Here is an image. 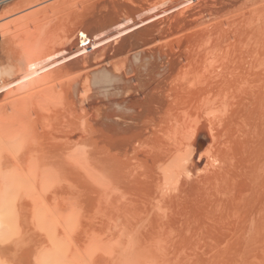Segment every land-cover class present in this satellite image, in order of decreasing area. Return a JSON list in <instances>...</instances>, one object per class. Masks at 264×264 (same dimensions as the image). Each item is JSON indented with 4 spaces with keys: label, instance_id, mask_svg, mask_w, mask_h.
Returning <instances> with one entry per match:
<instances>
[{
    "label": "bare ground",
    "instance_id": "1",
    "mask_svg": "<svg viewBox=\"0 0 264 264\" xmlns=\"http://www.w3.org/2000/svg\"><path fill=\"white\" fill-rule=\"evenodd\" d=\"M14 1L16 0H3L2 2L0 1V8L3 9V6L8 8L9 5ZM144 1L145 0H141L140 3ZM183 1L184 0H182L181 2ZM215 1L216 0H214V2ZM220 1L221 0H219V2ZM236 1L237 0H233L234 3L232 4L231 2L232 5L230 4V6H234V4L237 3ZM20 2L21 1H19V3ZM34 2L32 0L30 4ZM148 2L153 1L151 0ZM170 2H173V0H171ZM216 2H218V0ZM115 3H117V1ZM256 3L258 2L256 1ZM156 4L158 5V3ZM180 4H178L179 7ZM203 4L204 2L197 5L202 8L203 6L201 7V5ZM6 5H8V7ZM27 5H29V3H27ZM193 5L194 2L191 6ZM216 5L214 6L213 4L212 6L216 8ZM241 6L243 8L245 4H241ZM237 7H240V5ZM247 8L249 7L247 6ZM118 9H120V7ZM118 9L115 8V10ZM262 9L264 10V8ZM3 10H5V8ZM3 10L2 12L5 17L6 15ZM184 10L185 8L183 9V11ZM190 10H188V12ZM256 10L259 11V9ZM192 11H194V9ZM239 12L241 13V11ZM235 13H237V11ZM157 16L158 14L155 15L156 18ZM0 17L2 18L3 15H0ZM227 17L228 16H225L224 18L226 19ZM33 18H35V16ZM13 19L15 18L13 17ZM2 20L4 19H1V21ZM17 20L16 23L18 24L19 21L17 22ZM236 21H234L235 24H237ZM2 22H0L2 28H7L8 21L5 25ZM253 22L255 23L256 21L252 20V23ZM234 23L232 24L231 22L232 25H234ZM17 24H15V26ZM25 24H22L25 28L23 29L24 31H27L26 29L28 28L26 27L28 26V23L26 24L27 26ZM134 24H136V22H134ZM148 24L151 26L150 23ZM261 24L263 25V23ZM122 26L124 27V25ZM205 27L204 29L206 30ZM239 27L241 28V26ZM2 28L0 27L1 35H3ZM15 28H17V26ZM31 28H33V26ZM36 28L34 31L36 32L38 30L37 33L39 35L35 34L34 37V32L32 31L31 32L33 34L30 32V35L32 36V38H37L38 36L39 39L41 36L39 33V29L36 30ZM160 28L158 29L160 30ZM223 29L221 27V30ZM228 29L231 31L230 27ZM4 30L6 31V29ZM261 30H263V28ZM163 31L164 30H162V32ZM211 31H213V29H211ZM146 32L149 31L146 30ZM7 33L8 32L6 31V34ZM194 33L196 36L192 34L195 37H192L193 39L190 37V35H187L191 38V40H189L190 38H188V42H191V47L188 46L190 50L187 49V51L191 52V55L187 58V64L185 66L183 65L184 70L180 69V73H177L180 79L189 78V81H187L186 84L182 86L180 85L182 83L181 82L179 84L180 87L178 85V88L176 87V89L172 88V90H176V93L168 95L167 97H164V93L161 89L158 90L153 88L150 83L155 81V79H157L158 76L163 73L162 71H165L167 69L168 62H163V65H161V67L159 68L157 67L156 71L154 70L155 72H153L152 75L149 72V69L145 70L144 66L141 67V69H143L144 67L143 73H141V71L137 73V70L135 69L136 73L133 74V72L129 71L128 62H131L130 57L124 60L122 66L123 71H119L122 69L116 68L115 64H112L113 67L110 68L106 66L105 70V64L101 65L102 62L97 63L95 67L93 63L98 57L97 53L101 51L99 50L98 52L97 49H99V47L101 46L97 47V53L94 52L93 46H95L97 40L92 39V37L86 38L80 43H78V41L76 43V40L73 43L69 41L71 44L67 42L68 39L66 38L67 40H59L60 43H58V46H44V44H46V41L45 43L42 42V38L44 36L43 35L40 38V41L43 44L42 47L39 44L40 42L37 41L38 39H33L34 42L37 41L36 43H33L31 39V41H28V39L26 40V37H24L25 35H22V37H24L26 41H23L24 38H21L23 42H17L18 39L16 42L14 41L15 43L6 38L5 40H1L0 97H2L1 100H3L4 102L0 105L1 243L12 240V243L9 242L8 246L12 247L13 243L14 245H19L16 244L17 242L15 240H19L23 235V239L24 237L26 238V240L27 238H29V240L27 241L30 247L26 246V240V245L22 247H25L26 250L28 247L29 250H31L30 248L34 250L31 246L33 245V241L35 243L36 240L33 239H37V234L41 232L40 235H43L45 240H43V236H39L37 241L42 239L45 242L41 240L42 243L38 241V244L40 247H42V244L44 243H46L47 245L49 244V253L48 250L45 249L47 247L44 246L42 249L44 253H42V250V252L39 251L37 257L35 255L36 260L35 263L33 262V264H70L71 262L75 264L74 261H76V258L73 259V257L71 256L72 254H69L74 260H70L71 262L69 263V256H67V254L70 253L68 251L72 250L71 248H73L76 253L78 252L76 250L77 246L73 245L76 244L73 243V240L75 241V239L72 238L73 240L71 241L70 238L67 237H69L71 233L80 231L79 229L83 230V234L81 235H84V237L85 235L89 236V238L87 236V239H85L88 240L89 243H91L90 245H92V243L97 240L96 245H92V249H90V251H95L94 247L98 246L99 244L97 238H101L104 235L102 232L106 234H108L109 232L110 235L104 236L103 240H101L102 238L100 239L101 245L112 243L116 246L113 247V249L117 248L118 246L120 248L123 247V249L127 247L129 249L133 248V251H139L140 254H137V252L135 253L131 250V256H128L127 252V255H123L119 259L116 257V264H144L148 260V262L153 260V257L152 259L148 257V255L152 253V250H163L164 252L167 248L174 249V252L178 249L180 251H177L180 253H182L181 251H183L181 249H190V251L192 249H206L207 251L212 252V255L210 258H206V260H203H205L204 262L213 264H215L214 262H222L227 256H230L234 253L238 255L243 252L253 253L255 257L257 255L256 252L258 251L264 253V35L263 37L261 36L262 39L259 38V40L257 39L259 36H256V38L254 37V39L250 38V40L246 38L248 42L250 41L248 44H251V48L248 44L246 45L247 41L245 40V38L241 37L242 35L239 36V38L241 37L240 39L245 40L246 43H244L243 41L242 42L246 46H248V48L244 46L246 50L243 49V51L248 52L245 53L241 50L240 46L244 44L239 43V41L241 42V40L239 39L237 41L238 43H235V47L241 44L239 48L242 51V55L239 54V52L241 51H238L239 48H235L234 44V51H232L233 49L231 51L234 53L235 49H237L238 55L236 54L237 52H235L234 54L236 55H234L233 53H230L229 55L228 53L229 56H227V53H225L228 51L227 47L224 51L222 50V48L224 49L225 47L221 46V44H217L218 46H220V48L218 46L212 45L214 44V42L216 43L217 40L212 41L208 39H202L205 33L203 32L204 34H202L201 31L198 33L197 31H195ZM197 34H200V37L203 35L201 39H199L200 37H198ZM253 34L254 36L257 35L255 34V32ZM157 35L159 34L157 33ZM232 35H234V33ZM197 37L198 40L196 39ZM180 39L181 38H179V40ZM233 39L231 38V40ZM177 40L175 39L176 42ZM228 40L226 42L230 43V39ZM234 40H236V38ZM251 40H254V46H252L253 44L251 43ZM57 42L55 44H57ZM12 43L14 45H12ZM227 43L225 44V46H227ZM177 44L178 43H176V46H178ZM215 47L219 48V50ZM199 49L201 51H199ZM215 49L217 50V53L218 51L220 52V50L224 51L223 53H221L223 55L219 53L217 54L215 52ZM155 51V54L153 53L152 55H156L161 50L157 51V49H155ZM214 52L217 54V56H213L215 55ZM91 53H93L94 55H91ZM243 53L245 54L243 55ZM159 54L162 53L159 52ZM171 54L172 53L167 55L169 56ZM164 55L166 56V54H163L161 56L164 57ZM137 56L139 57V55ZM148 56L150 57V55ZM156 57L158 58V55H156ZM131 58H133V61L137 59V57H135V54ZM157 58L156 61H159L160 57L158 58V60ZM130 65L132 66V64ZM176 68L174 67L172 69L176 70ZM76 72H79L78 76ZM75 74L76 76H72L74 77V79L69 78L71 77V75ZM125 76L129 77L125 78ZM175 77H177V75H175ZM68 78L69 80H66ZM61 79L65 81L63 82V80ZM159 83L160 82H158L157 84L159 85ZM194 83L195 85L197 83L200 85L204 84V86L201 87L200 85H198L200 86V88H197L198 86L193 87ZM151 91H153V93H150ZM169 91L167 89L166 92H172ZM136 93L139 94V97H135ZM94 96L96 97L95 100H97L98 103L97 105H95V111H93V113L90 115L88 114L90 111H87L88 113H86V109L90 108ZM189 102L195 104L196 107H191L194 105L189 106L191 104ZM139 104L141 105V107L136 106ZM183 104H187L189 107H191V109L196 108L198 112L202 111L203 108H205V110L211 109L213 111H211V117L207 119V122L205 121L207 117H203V119L205 118L204 122L208 124L209 121V126H207L208 129L206 128L208 130L207 135L205 133L206 124H204L203 121H200V116L194 118L195 116L192 115L193 111H191V114L190 112H188L191 109L188 111L186 110L184 113L180 111L183 109H179V107H183ZM93 109L91 107V110ZM184 109L186 108L184 107ZM134 112L138 114H135ZM182 118H185L187 121L189 120V123L193 120V125L189 126L188 123L185 122L180 123L179 120ZM208 138L209 141L207 142ZM200 148L201 150L198 151ZM170 159H179L180 161V172H176L175 179L173 181H170L171 178L168 177V173L165 169ZM201 162H205V167L203 168V170L198 169ZM85 169L89 170L90 172H92V170L94 169L96 171V174L94 172L92 173H94L96 176L94 175L93 179L97 178L98 184L100 183L99 188L97 187V190L100 189L99 196L97 195L99 197L97 200L98 202L96 203L97 214L95 215L91 213L93 217L96 216L95 220L93 218L94 222L90 219L91 217L85 218L86 216H80L82 214V209L80 210L79 208L81 199L77 197L78 199H80L78 200L75 197L77 192L75 194L72 192L74 195L72 194L71 196L75 202L76 200L79 201L76 205L79 209L74 206L75 203L71 198H65L66 200L68 199V201H66L65 199L62 201L61 198H59V196L61 197L63 196V193H65V191H63L64 189L62 190L63 193H60L62 195H59V191H57L56 193V190H52L51 188V186H57L58 184H60V182L64 184L65 179L69 184H72L67 179L73 178V175L77 176L75 177L76 179L80 177L77 179V181L82 180L81 174V176L79 175V173L77 175L74 171L73 174L72 172H70L71 176L70 174H68L67 176V172L72 170L84 171ZM195 172L198 173L195 174ZM84 173L90 179L91 174L88 176L89 173L86 174V171H84ZM182 175L186 178H182ZM195 175H197V177H195ZM75 178H73V180H76ZM77 181L76 185L79 184L81 187H86V190L84 191L87 192L91 190L90 192H92L93 187L91 182V189H88L89 185H86L85 182L82 183H85L86 186L81 182L77 183ZM82 181H86V179ZM92 181H94L93 183H95L93 186H97L96 179ZM73 183L75 184V182ZM171 183L174 184V188L171 190L168 189L167 193L164 192V190L167 189L166 187L171 186ZM60 185L56 189H58ZM49 186L51 188V191H49ZM64 187L65 186H63V188ZM70 187H73V185H71ZM44 188H46V191H49V193L46 192V199L50 197V195L48 194L54 191L55 194H58L57 197L61 201L60 204H62L63 202L64 207H56L55 210H52L53 207L52 209H49L50 206L48 208V205L44 203L45 197L43 200L41 199L43 197L39 195L42 194V192H40V189L41 191L43 189L44 192ZM61 189L62 187L59 190L61 191ZM80 191L78 192V196H80ZM93 192L97 193L96 189ZM114 192H116L115 194L119 193V195H115L114 197ZM44 193L43 195H45ZM54 193L51 194V202L49 203L48 201L49 204L53 203V206L54 204H58V202L56 203L54 202L55 200H53ZM90 194L92 195V193ZM64 196L66 197L67 194ZM73 196L76 198V200L75 198H73ZM69 199L73 201V203L70 205L74 206V209L71 208L72 206L70 207L68 202L70 201L71 203L72 201ZM90 201H86L88 205ZM42 202L46 205H44L45 207L43 205L41 206ZM64 202L68 203L69 207L66 206L67 204L64 205ZM21 203H28L32 205V207H29L30 209L27 208V211L26 208L23 207L24 205L22 207L20 206ZM82 204H84L83 201ZM90 204L94 205L93 208H95V204ZM63 208L65 212H63ZM22 209H24L23 211H25L26 216L24 215L25 213L22 211ZM58 209H61L64 214H67L62 216L63 213L59 212ZM29 210L33 212L32 215L30 214L31 212ZM74 210L75 212H77L76 214L80 215H75ZM21 212L23 213L22 215ZM58 212L60 213V215L55 216L54 214H59ZM91 212L94 211L91 210ZM94 213H96V211ZM28 214L31 216H35L34 218H36L35 222H31L35 223V225L32 224V226H36V222H38L40 228L38 225L36 226V228L34 227V229L30 228L31 226H29L27 222L34 219H32L31 217V219L27 220V217H29L27 216ZM25 217L27 221L23 220L25 219ZM88 219H90L89 221H91V223H88ZM23 223H26V225H28L29 227H24L25 225H22V227L21 224ZM44 223L46 224L44 225ZM21 228H23V231H21ZM28 230H30L31 234H28ZM32 230H37L34 233L36 238H34ZM92 231L100 232L99 234L101 235L95 239L94 235H92ZM27 234L30 237H28ZM78 234L80 233L78 232L77 235ZM96 234L95 237L97 236ZM24 235H26L27 237ZM15 237L16 239H14ZM32 237L33 239L31 240ZM22 238L21 240L23 244L24 242ZM62 238L64 239V242L68 239L67 242H69V244L67 242H65V244L60 243V240ZM82 239L84 238L82 237ZM21 240L18 241L20 245H22L20 242ZM124 242H127L126 245H123ZM3 243L1 244L2 246ZM6 244L7 243H5L4 245L7 246ZM70 244L73 245V247H71ZM35 245L34 248L38 250L37 248H39V246ZM62 245L64 246L62 247ZM74 246L76 247L74 248ZM14 247H12V251L10 249L9 252L7 251L6 247L5 251H7L9 254H12L13 250L16 249L17 251L18 249L17 246V248L15 249ZM22 247L20 251L18 249L19 252H22ZM63 248H66L68 250L67 254L64 253V251L66 250ZM89 248L91 247L89 246ZM97 248L100 249L99 247ZM147 249L148 252L145 251ZM2 250L4 251L3 247ZM100 250L103 249L101 248ZM140 250L144 252L141 253ZM80 251L78 252V254H76L78 256L77 258H79V260H77L78 262L84 254L83 252V254H80ZM84 251L88 252V248ZM113 251L116 250H112L110 252ZM104 252L101 253L104 254ZM0 253L2 252L0 251ZM63 253L64 255H62ZM98 253L97 255L100 254ZM2 254L4 255V253ZM30 254L31 251L30 253H28V255ZM33 254L35 253H32L30 255V259H32ZM95 254L96 253H94L93 255L96 256ZM116 254L111 255V257ZM193 254H195V252L192 253L191 257L194 256ZM6 255L8 256V259L10 258L8 262L10 264L12 263L13 260L11 261V258L14 259L12 257L13 254L11 255V257H9V255L5 252V257H2L0 255V264H4L5 262L7 263ZM26 255L23 257L25 258ZM80 255L81 258L79 257ZM87 255L89 258L91 257V260L94 259L92 252L91 254L90 252H88V254H84L85 257L83 256L84 258H82L81 260H86L85 258ZM14 256H17L16 263L21 264L22 261L18 258L19 256L16 254ZM117 256L119 257V255ZM178 256L177 259L180 258ZM100 257H102V261L105 260L104 256L100 255ZM156 257H158V255ZM200 257L198 258L200 259ZM236 257L237 256L235 255V258ZM112 259L113 258H111L110 260L112 261ZM227 259H230V257H228ZM231 259H233V257ZM66 260L68 261V263ZM98 260L99 259H97V261ZM89 261L90 259L88 260V262ZM173 261L174 259L172 260V262ZM25 262H27V259ZM159 262L160 259L157 263L159 264ZM227 262L229 263V260ZM84 263L85 262L83 261V264ZM108 263L106 261V264ZM153 263L156 262L154 261ZM184 263H186V260Z\"/></svg>",
    "mask_w": 264,
    "mask_h": 264
},
{
    "label": "rangeland",
    "instance_id": "2",
    "mask_svg": "<svg viewBox=\"0 0 264 264\" xmlns=\"http://www.w3.org/2000/svg\"><path fill=\"white\" fill-rule=\"evenodd\" d=\"M1 2L3 1V0H0ZM19 1H21L20 3H19ZM30 1V2H29ZM31 1L32 0H23V2H22V0H16V1H14L13 3H15V4H13V3H11L10 5H9V7H8V5H6L8 8H6L5 6H3V9L5 8V10H3V9H1L0 8V15L2 16L3 15V17H4V14H3V12H2V10L4 11V13H5V17L3 18H1L0 17V22H2V21H5V22H2V23H4V25L6 24V22H7V28L6 27H4V29H6V31L8 32L7 34H6V31L2 28V26L0 25V27L3 29V31H5V32H3L2 31V33H3V35H1L0 36V42H1V40H5V38L6 39H10V41L11 42H13V43H15L16 41H17V39H18V41L17 42H19V41H22V39L21 38H24V37H26V40L28 39V41L31 39L32 40V42L33 43H36L37 41L38 42H40L39 44H40V46L42 47L43 46V44H42V42L43 43H45V41H46V44H44V46L45 45H56V46H58V43H60V41L61 40H67V42H75V40H76V43H77V41H78V43H80V42H82L83 40H85L86 38H91L92 37V39H96L97 40V42H96V44L98 45H96L95 44V46H93L94 47V52H96L97 53V51H96V49H97V47H99V46H101V47H99V49H97L98 50V52H99V50H101L99 53H97V59L99 58V56H100V58L97 60H95L94 61V63H93V65H95V67H96V65H97V63H100V62H102V64L101 65H103V64H105V66H104V69L106 68V66H108L109 68L110 67H113V65L115 64V66H116V68H118V69H122V70H119V71H123V63H124V60L125 59H127V58H129L130 57V60H131V62H128V65H129V71H131V72H133V74L134 73H136V70H137V73H139L140 71H141V73H143L144 71V67H145V70H147V69H149V72L151 73V75H152V73L153 72H155L156 71V68L158 67H161V65H163V62L165 63V62H168L167 63V69L165 70V71H162L163 73L161 74L162 76H164V77H162L161 75L160 76H158V78H160V79H155V81H153L152 83H150V85L153 87V88H155V89H158V90H162V92L164 93V97H167L168 95H172V94H175L176 93V90H172V88H175L176 89V87L180 84L181 86L182 85H184V84H186V82L187 81H189V78H184V79H180V77H178V74L180 73V69H182V70H184L183 69V67L187 64V62H188V56H190L191 55V52L190 51H187V49H189L188 48V46H190L191 47V42H188L189 40H191V38L192 37H194V36H196L195 35V31H197V33L198 32H200L201 31V33L202 34H204L205 33V35L203 36L202 34V36H203V38L202 39H208V40H212V41H216L217 40V42L215 43L214 42V44H212L213 46H218L219 44H221V46H224L225 48L223 49L222 48V50H224L225 51V49H226V47H227V52H225V53H227L226 55L227 56H229L230 55V53L232 54L233 52L232 51H234V49H233V45L235 44V43H238L237 41L241 38V37H243V38H245V40H246V38L248 39V40H250V38H253L254 39V37L256 38V36L258 37L257 39L259 40V38H261V36L263 37V33H264V10L262 9V8H264V0H237L236 2L238 3H235L234 4V6H230V4H231V2H232V4L234 3L233 2V0H221L220 2H219V0H218V2H214V0H209V2H208V0H193V2H194V5L193 6H191L192 5V0H184L183 2H181L180 0H177V1H175V0H173V2H170L171 0H169V1H165V0H152L153 2H148V1H151V0H145L144 2H142V3H140L141 2V0H74V1H72V0H33V2L34 3H32V4H30L31 3ZM48 1V2H47ZM55 1V2H54ZM86 1V2H85ZM109 1V2H108ZM113 1V2H112ZM117 1V3H115ZM122 3H121V2ZM124 1V2H123ZM127 1V2H126ZM162 1V2H161ZM204 2V4L203 5H201V7L202 8H200V6H198L199 4H202L203 2ZM245 1V2H244ZM249 3H247V2ZM256 1L259 3L260 1V3L258 4V3H256ZM53 2V3H52ZM126 2V3H125ZM138 4H137V3ZM178 2H180V3H178ZM205 2H206V4H205ZM27 3H29V5H27ZM112 3V4H111ZM115 3V4H114ZM123 3H124V5H123ZM146 3V4H145ZM155 3V4H154ZM156 3H158V5L156 4ZM167 3V4H166ZM173 3H174V6L176 7V5H177V7H176V9H175V7L173 6ZM180 4V7H179V5L178 4ZM190 3H191V5H190ZM212 3V4H211ZM217 5H216V4ZM224 3V4H223ZM246 3H247V5H246ZM250 3H252V4H250ZM13 4V5H12ZM16 4H17V6H16ZM20 4V5H19ZM26 4V5H25ZM38 4V5H37ZM62 4V5H61ZM64 4V5H63ZM76 4V5H75ZM117 4V5H116ZM127 6H126V5ZM135 4V5H134ZM165 4V5H164ZM176 4V5H175ZM198 4V5H197ZM209 4V5H208ZM214 4V6L216 5L217 7L215 8L214 6H212ZM227 4H229V5H227ZM231 4V5H232ZM241 4H245V6L242 8V6H241ZM255 4H257V5H255ZM12 5V6H11ZM25 5V6H24ZM30 5H32V6H30ZM40 5V6H39ZM61 5V6H60ZM90 5V6H89ZM113 7H112V6ZM120 5V6H119ZM172 5V6H171ZM186 5V6H185ZM205 5H207V6H205ZM212 6V8H211V6ZM220 5V6H219ZM239 6L240 5V7H237V6ZM253 5H255V6H252ZM38 6V7H37ZM56 6H58V7H56ZM115 6H117V7H115ZM134 6V7H133ZM160 6V7H159ZM166 6V7H165ZM170 6V7H169ZM185 6V7H184ZM190 6H191V10H190ZM247 6L249 7V8H247ZM15 7V8H14ZM30 7V8H29ZM40 7V8H39ZM56 7V8H55ZM62 7V8H61ZM67 7V8H66ZM81 7V8H80ZM85 7V8H84ZM119 8L120 7V9H118V10H115V8ZM122 7V8H121ZM124 7V8H123ZM139 7H141V8H139ZM143 7V8H142ZM147 7V8H146ZM169 9H168V8ZM174 7V8H173ZM179 7V8H178ZM183 7V8H182ZM246 7V8H245ZM35 8V9H34ZM153 8V9H152ZM185 8V10L183 11V9ZM197 10H196V9ZM211 8V9H210ZM261 8V9H260ZM8 11H7V10ZM29 9V10H28ZM52 9V10H51ZM140 9H142V10H140ZM152 9V10H151ZM168 9V10H167ZM190 10L189 12H188V10ZM194 9V11H192ZM204 9V10H203ZM243 9V10H242ZM245 9H247V10H245ZM255 9V10H254ZM256 9H259V11H257ZM64 10V11H63ZM78 10H79V12H78ZM125 10V11H124ZM144 10H146V11H144ZM148 10V11H147ZM162 10V11H161ZM170 10V11H169ZM175 10V11H174ZM178 10H179V12H178ZM196 10V11H195ZM199 10V11H198ZM209 10V11H208ZM211 10V11H210ZM215 10V11H214ZM262 10V11H261ZM6 11H7V13H6ZM21 11H22V13H21ZM119 11V12H118ZM141 13H140V12ZM154 11V12H153ZM181 11V12H180ZM204 11V12H203ZM206 11V12H205ZM227 11V12H226ZM237 11V13L239 12V11H241V13L239 14H237V13H235V12ZM249 11V12H248ZM254 11V12H253ZM12 12V13H11ZM14 12V13H13ZM23 12H25V13H23ZM38 12V13H37ZM51 14H50V13ZM58 12V13H57ZM60 12V13H59ZM85 12V13H84ZM117 14H116V13ZM149 12V13H148ZM160 12V13H159ZM166 12V13H165ZM183 12V13H182ZM191 12H193L194 13V15H193V13H191ZM225 12V13H224ZM262 12V13H261ZM9 13V14H8ZM34 15H33V14ZM41 13V14H40ZM43 13V14H42ZM78 13V14H77ZM126 13H128V14H126ZM151 13V14H150ZM180 13V14H179ZM191 13V14H190ZM208 13V14H207ZM211 13V14H210ZM223 15H222V14ZM230 13H232V14H229ZM233 13H234V16H233ZM251 13V14H250ZM259 13V14H258ZM8 14V15H7ZM11 14V15H10ZM18 14V15H17ZM30 14H32V15H30ZM38 14V15H37ZM141 14V15H140ZM156 14H158V16H157V18L155 17V15ZM183 14V15H182ZM190 14V15H189ZM196 14H197V16H196ZM203 14V15H202ZM226 14V15H225ZM249 14V15H248ZM21 15V16H20ZM28 15H30V16H28ZM46 15V16H45ZM117 15V16H116ZM135 15H140V16H135ZM155 17H153V16ZM186 16V17H182V16ZM193 15V16H192ZM200 16V19H199V16ZM208 15V16H207ZM240 15V16H239ZM242 15H243V18H242ZM251 15V16H250ZM257 15H259V16H257ZM15 18V19H13V17ZM16 16V17H15ZM35 16V18H33ZM52 16V17H51ZM59 16H61V17H59ZM133 16H134V18H133ZM176 16V17H175ZM177 16H178V18H177ZM225 16H228L226 19L224 18ZM237 16V17H236ZM255 16V17H254ZM257 16V17H256ZM194 17V18H193ZM207 17H208V19H207ZM12 18V19H11ZM20 19V21H22V22H20L19 21V19ZM25 19V20H23V19ZM27 18V19H26ZM31 18H32V20H31ZM40 20H39V19ZM119 18V19H118ZM129 18H130V20H129ZM133 18V19H132ZM162 20H160V19ZM166 18V19H165ZM206 18V19H205ZM215 19V21H214V19ZM217 18H219V19H217ZM221 18V19H220ZM230 18V19H229ZM1 19H4V20H2L1 21ZM6 19V20H5ZM9 19H10V21H9ZM18 19V20H17ZM119 21H118V20ZM126 19V20H125ZM143 19V20H142ZM152 19V20H151ZM155 19H157V20H155ZM159 19V20H158ZM233 19V20H232ZM241 19V20H240ZM255 19V20H254ZM261 19V20H260ZM16 20H17V22L19 21V23L17 24L16 23ZM139 20H140V22H139ZM145 20V21H144ZM151 20V21H150ZM171 22H170V21ZM187 20H188V22H187ZM197 20V21H196ZM207 20V21H206ZM220 20V21H219ZM226 20H228V21H226ZM237 20V21H236ZM247 20H248V22H247ZM252 20L253 21H256L255 23H257V24H255L254 22L252 23ZM24 21V22H23ZM28 21V22H27ZM40 21V22H39ZM48 21H49V23H48ZM132 21V22H131ZM149 21V22H148ZM158 21V22H157ZM161 21V22H160ZM165 21V22H164ZM195 21V22H194ZM211 21V22H210ZM213 21V22H212ZM224 21H226V22H224ZM234 21H236V23L237 24H235L234 23ZM32 22V23H31ZM33 22H34V24H33ZM46 22V23H45ZM58 22V23H57ZM134 22H136V24H134ZM167 22H168V24H167ZM219 22V23H218ZM231 22H232V24L234 23V25H232L231 24ZM259 22V23H258ZM13 23H15V24H17L16 26H17V28H15L16 26H15V24H13ZM28 25H26V24ZM32 24V25H30V24ZM39 23V24H38ZM44 23V24H43ZM121 23H122V25H124V27L121 25ZM139 23V24H138ZM140 23H142V24H140ZM148 23H150L151 24V26L148 24ZM163 25H162V24ZM166 23V24H165ZM213 23H214V26H216V27H214L213 26ZM240 23V24H239ZM241 23H242V25H241ZM261 23H263V25L261 24ZM20 24V25H19ZM22 24H25L26 26V28H28V29H26L27 31H24V25H22ZM70 24V25H69ZM114 24V25H113ZM133 24V25H132ZM148 24V25H147ZM212 24V25H211ZM217 24V25H216ZM3 25V24H2ZM3 25V26H4ZM11 25V26H10ZM22 25V26H21ZM143 25V26H142ZM161 25V26H160ZM198 25V26H197ZM206 27H205V26ZM208 25H210V26H208ZM222 25V26H221ZM231 25V26H230ZM260 25V26H259ZM21 26V27H20ZM30 26V27H29ZM33 26V28H31ZM35 26V27H34ZM36 26H37V28H36ZM40 26H42V27H40ZM158 26H160V27H158ZM171 26V27H170ZM195 26V27H194ZM200 26H203V27H200ZM239 26H241V28L239 27ZM254 26H256V27H254ZM20 27V28H19ZM74 27V28H73ZM79 27V28H78ZM143 27H147V28H143ZM167 27V28H166ZM179 27V28H178ZM204 27L206 28V30L204 29ZM209 27H210V29H209ZM213 27V28H212ZM221 27H222V29L223 30H221ZM227 27V28H226ZM230 27V29H231V31L228 29ZM24 28V29H23ZM30 28H31V30H30ZM35 28H36V30L37 29H39V33H40V36L42 37L43 35V38H42V42L40 41V38L38 39V36H37V38H34L35 37V34L37 35L38 33V30L35 32L34 30H35ZM47 28V29H46ZM73 28V29H72ZM76 28H77V30H76ZM120 28V29H119ZM128 28H129V30H128ZM150 28V29H149ZM158 28H160V30L162 29V30H164L163 32H162V30L160 31ZM166 28V29H165ZM196 28V29H195ZM208 28V29H207ZM245 28V29H244ZM247 28V29H246ZM263 28V30H261ZM19 31H18V30ZM33 29V30H32ZM147 31H149V32H146V30ZM188 31H190V32H188ZM189 29H192V30H189ZM203 29V30H202ZM211 29H213V31H211ZM256 29H257V32H256ZM259 29V30H258ZM8 30H10V31H8ZM16 30V31H15ZM23 30V31H22ZM82 30V31H81ZM84 30V31H83ZM144 30V31H143ZM199 30V31H198ZM209 30H210V32H209ZM243 30V31H242ZM261 30V31H260ZM25 32V33H22V32ZM34 32V34L32 33V32ZM41 31V32H40ZM70 33H69V32ZM141 31V32H140ZM151 31V32H150ZM154 31V32H153ZM182 31V32H181ZM206 31V32H205ZM217 31V32H216ZM234 31V32H233ZM263 31V32H262ZM11 32V33H10ZM19 32V33H18ZM22 34H21V33ZM28 32H29V34H28ZM30 32L34 35V37L32 38V36L30 35ZM64 32H65V34H64ZM94 32V33H93ZM124 32V33H123ZM146 32V33H145ZM193 32V33H192ZM204 32V33H203ZM212 32V33H211ZM219 32V33H218ZM233 32L234 33V35H232L231 33ZM251 32V33H250ZM255 32V34H257L258 32H260V33H258L257 35H255L254 36V34L253 33ZM14 33V34H13ZM17 33V34H16ZM42 33V34H41ZM55 33V34H54ZM77 33V34H76ZM150 33H151V36H150ZM157 33L159 34V35H157ZM181 33V34H180ZM189 33V34H188ZM194 35H192V34ZM224 33V34H223ZM6 34V35H5ZM10 34V35H9ZM12 34V35H11ZM30 35L31 36V38H30V36H27V35ZM63 34H64V36H63ZM68 34V35H67ZM83 34V35H82ZM95 34V35H94ZM152 34H153V36H152ZM175 34V35H174ZM180 34V35H179ZM212 36H211V35ZM214 34H215V36H214ZM231 34V35H230ZM238 36H237V35ZM260 34V35H259ZM22 35L24 36V37H22ZM39 35V34H38ZM77 35H78V37H77ZM120 35V36H119ZM144 35H145V37H144ZM176 35H178V36H176ZM190 35V37H188V36ZM198 35V37H200V34H197ZM208 35V36H207ZM229 35V36H228ZM242 35V36H241ZM10 36V37H9ZM12 36H14V37H12ZM17 38H16V37ZM19 36V37H18ZM159 36V37H158ZM165 36V37H164ZM201 36V37H202ZM205 36H206V38H205ZM225 36V37H224ZM234 36V37H233ZM239 36H241L240 38H239ZM251 36V37H250ZM8 37V38H7ZM29 37V38H28ZM151 37H154V38H151ZM157 37V38H156ZM175 37V38H174ZM198 37L196 38L197 40H198ZM201 37L199 38V39H201ZM222 37V38H221ZM229 37H231L232 39L234 38H236V40H231V38H229ZM238 37V38H237ZM3 38V39H2ZM12 38H15V39H12ZM45 38V39H44ZM50 38V39H49ZM67 38V39H66ZM77 38V39H76ZM132 38V39H131ZM161 38V39H160ZM179 38H181L180 40H179ZM187 38V39H186ZM188 38H190L189 40H188ZM195 38V37H194ZM37 40V41H35L34 42V40ZM131 39V40H130ZM145 39V40H144ZM147 39V40H146ZM175 39L177 40V42L175 41ZM193 39V38H192ZM222 39V40H221ZM228 39H230V43H227L226 41L228 40ZM262 39V38H261ZM25 40V38L23 39V41H26ZM30 40V41H31ZM60 40V41H59ZM150 42H149V41ZM172 40H173V42H172ZM220 40V41H219ZM241 40V42L239 41V43H241V44H244V43H246L245 42V40L244 39H240ZM248 40H246L247 41V43H246V45L250 42H248ZM15 41V42H14ZM22 41V42H23ZM57 41H59V42H57ZM115 41V42H114ZM127 41V42H126ZM160 41H162V42H160ZM193 41V40H192ZM212 41H211V43H212ZM236 41V42H235ZM244 43H243V42ZM252 42V46H254V40H251ZM57 42V44H55ZM63 42H65V41H63ZM69 42V43H70ZM167 42V43H166ZM171 44H170V43ZM175 42V43H174ZM228 42H229V40H228ZM256 42V41H255ZM12 43V45H14ZM49 43V44H48ZM109 43V44H108ZM176 43H178L177 45L178 46H176ZM227 43V46H225V44ZM71 44V43H70ZM69 44V45H70ZM141 44V45H140ZM175 44V45H174ZM183 44V45H182ZM190 44V45H189ZM218 44V45H217ZM229 44V45H228ZM241 44H239V45H237V47H235L236 46V44L234 45V47L235 48H239V46L241 45ZM105 45V46H104ZM245 44L244 45H242V46H240V48H241V50L243 51V49L244 50H246V48H248V46H246ZM249 46L251 45V44H248ZM39 46V47H40ZM110 46V47H109ZM126 46V47H125ZM246 48H245V47ZM106 47V48H105ZM119 47V48H118ZM174 47H177V48H174ZM179 47V48H178ZM187 47V48H186ZM219 48H220V46H218ZM243 47V48H242ZM58 48H60V47H58ZM216 49H218L219 50V48H217V47H215ZM240 48H239V50L238 51H241L240 50ZM250 48H251V46H250ZM249 48V49H250ZM123 49V50H122ZM140 49V50H139ZM155 49H157V51L158 50H161V51H159V52H161L162 54H159V52L156 54V55H158V58L160 59L159 61H156V55H152L153 53H154V51H155ZM215 49V50H216ZM233 49V50H232ZM237 49H235V52H237L236 54L238 55V51H237ZM248 49V50H249ZM176 50V51H175ZM190 50V49H189ZM201 50H202V48H201ZM200 49H199V51H201ZM222 50H220V52L218 51V53L219 54H221V53H223L224 51H222ZM230 50V51H229ZM232 50V51H231ZM169 51V52H168ZM214 51V50H213ZM242 51L241 52H239V54L240 55H242L241 53H242ZM141 52V53H140ZM156 52V51H155ZM216 53H217V50L215 51ZM214 52V54L215 55H213V56H217V54ZM234 52V53H235ZM243 52H245V53H247L248 51H243ZM96 53H95V55H96ZM104 53V54H103ZM131 53V54H130ZM170 53H172L171 55H167V54H170ZM224 53V54H225ZM228 53H229V55H228ZM233 53V54H234ZM245 53H243V55L245 54ZM103 54V55H102ZM135 54V57H137V59H135L134 61L132 60L133 58H131V57H133V55ZM139 55V57L137 56V55ZM155 54V53H154ZM163 54H166V56L164 55V57L163 56H161V55H163ZM236 54H234V55H236ZM91 55H94L93 53H91ZM107 55V56H106ZM129 55V56H128ZM148 55H150V57L148 56ZM160 55V56H159ZM221 55H223V54H221ZM127 56V57H126ZM154 56V57H153ZM163 59H162V58ZM113 58V59H112ZM155 58V59H154ZM158 58H157V60H158ZM167 58V59H166ZM172 60H171V59ZM115 59V60H114ZM146 59V60H145ZM100 60V61H99ZM142 62H141V61ZM156 62H155V61ZM171 60V61H170ZM115 61V62H114ZM133 61V62H132ZM138 61V62H137ZM185 61V62H184ZM110 62H111V64H110ZM179 62V63H178ZM141 63V64H140ZM146 63V64H145ZM175 63V64H174ZM113 64V65H112ZM130 64H132V66L130 65ZM134 64V65H133ZM139 64V65H138ZM135 65H137V66H135ZM156 65V66H155ZM158 65V66H157ZM184 65V66H183ZM142 66H144L143 67V69H141V67ZM180 66H182V67H180ZM107 67V68H108ZM137 67H138V69H137ZM153 67H154V69H153ZM176 68V70H174V69H172V68ZM152 68V69H151ZM133 69V70H132ZM136 69V70H135ZM141 69V70H140ZM106 70V69H105ZM155 70V71H154ZM172 70V71H171ZM135 71V72H134ZM177 71H179V72H177ZM166 72V73H165ZM169 72V73H168ZM77 73V76L79 75L78 73L79 72H76ZM178 73V74H177ZM164 74V75H163ZM175 75H177V77H175ZM72 76H76V74L75 75H71V77H69L70 79H74V77H72ZM127 77H129V76H125V78H127ZM174 77V78H173ZM69 78L68 79H66V80H69ZM179 78V79H178ZM63 79H65V78H63ZM63 79H61V80H63ZM164 79V80H163ZM172 79V80H171ZM176 79V80H175ZM60 80V81H61ZM163 80V81H162ZM180 80V81H179ZM182 80V81H181ZM186 80V81H185ZM65 80H63V82H64ZM176 83H175V82ZM158 82H160L159 83V85L157 84ZM185 82V83H184ZM172 84V85H171ZM180 85H179V87H180ZM194 86L193 87H195V86H198V85H200V84H196L195 85V83L193 84ZM169 86V87H168ZM201 87L202 86H204V84H202V85H200ZM200 86H198L197 88H200ZM151 87V88H152ZM178 88V87H177ZM192 88V87H191ZM163 89H164V91H163ZM167 89H168V91H169V89H170V91L169 92H171V93H168V92H166L167 91ZM193 89H195V88H193ZM175 91V92H174ZM174 92V93H173ZM150 93H153V91H151ZM166 93V94H165ZM135 97H139V94L138 93H136L135 94ZM95 96L93 97V102H92V104L90 105V108H87L86 109V113H88L89 111V113L88 114H92L93 113V111H95V105H97V103H98V101L97 100H95ZM2 99V97H0V105H1V103H4L3 102V100H1ZM94 101H97V102H94ZM236 101V100H235ZM234 102V101H233ZM189 103H191L189 106H191V105H194V106H191V107H196V105L195 104H192V102H189ZM194 103V102H193ZM187 104H188V101H187ZM187 104H183V107L182 106H180L179 107V109H183V110H180V111H182V113H184L186 110L188 111V110H190L191 109V107H189ZM185 105V106H184ZM137 107H141V105L139 104V105H136ZM188 106V107H187ZM91 107H92V109L93 110H91ZM184 107L186 108V109H184ZM196 110V108L194 109H191L190 111H188V112H190V114H191V111H193L192 112V115L193 116H195L194 118H196L197 116H200V121H203L204 122V119H203V117H207L206 118V122H207V119H209L210 117H211V109H208V110H205V108H203L202 109V111H200V112H198L197 110ZM88 111V112H87ZM92 111V112H91ZM206 111V112H205ZM199 114H198V113ZM205 112V113H204ZM213 112V111H212ZM135 114H138V113H136V112H134ZM211 113V114H210ZM210 114V115H209ZM209 115V116H208ZM192 116V117H193ZM179 122L180 123H183V122H185V123H188V125L190 126H192L193 125V123H194V121L192 120V121H190V123H189V120L187 121L185 118H182V119H180L179 120ZM206 122H204V124H206V127H205V133H206V135L208 134L207 133V126H209V121H208V124L206 123ZM192 123V124H191ZM207 128V129H206ZM209 141V138H208V140H207V142ZM201 150V148L198 150V151H200ZM196 161H197V159H196ZM201 164V165H200ZM199 164V168L198 169H202L203 170V168L205 167V162H201ZM179 166H180V161H179V159H170L169 161H168V164L166 165V171H167V175H168V177H170L171 179H170V181H173L174 179H175V174H176V172H180V169H179ZM202 166V167H201ZM75 171V173L78 175V173H79V175L81 174L82 175V180H85L86 179V181L88 182V184H87V182L86 181H82V180H78L77 181V179L78 178H80V177H78L77 179L75 178V177H77L76 175H73L74 177L73 178H75L76 180H73V178H69V179H67L68 181H70L72 184H69L67 181H66V179H65V181H64V184L63 183H61L60 182V184H58L57 186H55L54 184V187H52L51 186V188H52V190L54 189V190H56L55 192L57 193V191H59V195H62V194H60V193H63L62 192V190L63 191H65V193L67 194V196L65 197L64 195H66L65 193H63V196H59V198H61V200L63 201L65 198H71L72 199V194L74 193H76V195H75V197L77 198V197H79L80 199H78V200H80L81 201V203H79V208H80V210H81V215L80 214H76L77 212H75V210H74V214L75 215H80V216H83V217H85V218H90L93 222H94V220H95V218H96V216L95 217H93L92 216V214L91 213H93V214H97V206H96V203L98 202L97 200H98V196H99V192H100V189H98L97 190V187L99 188V184H98V182H97V178H95L96 179V182H97V186H93L95 183H93L94 181H92V180H95V179H93L94 178V175L96 174V171L93 169L92 170V172H94V173H92V172H90L89 170H84V171H86V174H88V176L90 175V179H89V177H87V175H85V173H84V171H82V170H72V171H68L67 172V176H68V174H70V172H72V174H73V172ZM77 171V172H76ZM79 171V172H78ZM88 171V172H87ZM81 172V173H80ZM74 173V174H75ZM198 172H195V174H197ZM80 175V176H81ZM93 175V176H92ZM178 175V174H177ZM70 176H71V174H70ZM96 176V175H95ZM183 176V175H182ZM181 176V177H182ZM66 177V176H65ZM85 177V178H84ZM163 177H164V175H163ZM195 177H197V175H195ZM195 177H192V178H195ZM84 178V179H83ZM182 178H186V177H182ZM92 179V180H91ZM187 180H189V179H187ZM186 180V181H187ZM193 180V179H192ZM195 180V179H194ZM76 181H77V183H82V182H85L86 183V185H89V187H88V189H91V184H92V187H93V189H92V192H90L91 190H89V191H84V190H86V187H81L79 184L78 185H76ZM65 182H67V183H65ZM73 182H75V184L73 183ZM90 182H91V184H90ZM85 183L83 184V185H85ZM172 184L173 183H171L170 185L171 186H168V187H166L167 189H165L164 190V192H168V189L169 190H171V189H173L174 188V184H173V186H172ZM60 185V187L58 188V189H56L58 186ZM71 185H73V187H70ZM74 185H76V186H74ZM85 185V186H86ZM63 186H65L64 188H63ZM67 186V187H66ZM79 186V187H78ZM62 187V189H61V191L59 190L60 188ZM48 188H50V186L48 187ZM47 188V189H48ZM51 188L49 189V191H51ZM65 188H68V189H65ZM79 188V189H78ZM82 188H84V189H82ZM46 188H44V192H43V189H42V191H41V189H40V192H42V194H39V195H41L43 198H41V199H43L44 200V197H45V204L46 205H48V208H49V206H50V208L49 209H52V207H53V209L52 210H55V208L56 207H60L61 206V208L62 207H64L63 206V202H62V204H60L61 203V201H60V199L57 197V195L58 194H55L54 193V191L52 192V193H54V196H53V200H55L54 202H58V204H54V206L52 205V204H49L51 201H50V198L52 199V196H51V194L52 193H50V194H48V195H50V197L49 198H47L46 199V195H47V193L46 192H48L49 193V191H46L45 190ZM96 189V191H97V193L96 192H93L94 190ZM67 190V191H66ZM73 190V191H72ZM81 192L80 193V196H78V192L79 191ZM167 190V191H166ZM83 191V192H82ZM117 191V190H116ZM73 192V193H72ZM86 192V193H85ZM172 192H174V191H172ZM43 193L45 194V195H43ZM90 193H92V195L90 194ZM93 193H95V194H93ZM116 192H114V197H115V195H119V193H117V194H115ZM73 194V195H74ZM82 194V195H81ZM56 195V196H55ZM95 195V196H94ZM98 195V196H97ZM71 196V197H70ZM81 196H82V198H81ZM91 198H90V197ZM40 197V196H39ZM74 196H73V198H75ZM97 197V198H96ZM56 198V199H55ZM57 198H58V200H57ZM63 198V199H62ZM76 198H75V200H76ZM71 199H69V200H71ZM53 200H52V202H53ZM66 200V199H65ZM73 200V199H72ZM71 200V201H72ZM92 202H91V201ZM48 201H49V203H48ZM60 201V202H59ZM66 201H68V199L66 200ZM74 201V200H73ZM73 201L70 203V201L68 202L69 203V205L70 204H72L73 203ZM82 201H83V203L84 204H82ZM86 201H90L89 202V205H88V203L86 202ZM43 202H42V204H41V206L43 205H45V204H43ZM77 202H79V201H77L76 200V202L74 201V206H76L78 203ZM26 203V202H25ZM65 203V202H64ZM68 203H65L64 205H66L67 207H69V205H68ZM90 203H92V204H95V208H93V206L94 205H91ZM28 204V203H27ZM24 204V203H21V207L23 206L24 208H26V210L28 211V209H30L29 207H32V205H30V204ZM60 204V205H59ZM45 205V206H46ZM82 205V206H81ZM88 205V206H87ZM28 206V207H27ZM44 206V207H45ZM72 205H70V207H71ZM74 206H72L71 208L72 209H74L73 207ZM82 208H81V207ZM90 206V207H89ZM77 207V206H76ZM75 207V208H76ZM92 207V208H91ZM28 208V209H27ZM78 208V207H77ZM78 208V209H79ZM86 208V209H85ZM89 210H88V209ZM91 208V209H90ZM65 209H67V208H65ZM96 209V210H95ZM24 209H22V211H23ZM32 210V209H31ZM34 210H35V208H34ZM37 210V209H36ZM57 210V209H56ZM63 210H64V208H63ZM84 210H85V212H84ZM88 210V211H87ZM91 210L92 211H96V213H94V212H91ZM26 211V212H27ZM30 211V210H29ZM58 211L59 212H61V213H63V212H65V210L62 212L61 211V209H58ZM76 211H78V210H76ZM83 211V212H82ZM24 213H25V211H23ZM31 213V215L33 214V212L32 211H30ZM58 212V213H59ZM28 213V212H27ZM84 213H87V214H84ZM23 213L21 212V215H22ZM67 213H63L62 214V216H64V215H66ZM25 216H26V213L24 214ZM31 215H27V216H29V217H27L28 219L27 220H29V219H31V217H32V219H34V220H29V222H27V224H29V226H31L30 228L31 229H34V227L36 228V226L38 225V222H36L37 223V225L36 226H34L35 225V219L36 218H34L35 216H31ZM55 216L57 215V216H59L60 215V213L59 214H54ZM89 216V217H88ZM23 217V216H22ZM24 218V217H23ZM93 218H94V220H93ZM90 219H88V223H91V221H89ZM24 221H27L26 220V217H25V219H23ZM22 221V220H21ZM32 221H34L33 223H31ZM112 223V222H111ZM31 224V225H30ZM32 224H34L33 226H32ZM46 223H44V225H45ZM113 224V223H112ZM22 225H25L24 227H26V226H28V225H26V223L24 224H21V226ZM28 226V227H29ZM39 226V228H40V225H38ZM23 227V226H22ZM33 227V228H32ZM29 228V229H30ZM38 228V229H39ZM22 230L21 231H23V228H21ZM28 229V228H27ZM30 229V230H31ZM37 229V230H38ZM30 230H28V234L30 233ZM37 230H32V232H33V235H34V238H36L35 237V232L37 231ZM80 231H76V233H71L70 235H69V237H67V238H70V240L72 241L73 239H75V241L73 240V243H76V244H73L72 242V244L73 245H76V246H74V248L76 247L77 249V251L79 252L80 250V254H88V252H90V254H91V252H92V255L94 254V253H96L95 255L96 256H94V259H93V257H92V259L94 260H91V257L89 258L88 257V255L86 256V260H83L85 263L84 264H87V263H91V262H93V263H91V264H106V261H107V263H108V261L111 259V258H113L112 259V261H111V263H110V261H109V263L108 264H116V262H115V260L118 258H120L121 256H123V255H127V252H128V256H131V254H132V252H131V250L133 251V248H127L126 246H124V247H126V248H124L123 249V247L122 248H120V247H118L117 246V248H114L113 249V247H116L114 244H105V245H101L100 244V239L101 240H103V238H104V236H108V235H110V233L108 232V234H106V233H104V232H102L104 235L101 237V238H97V237H99L101 234H99L100 232H97V234H96V232L95 231H92L93 232V234L92 235H94V238L96 239H98V246H95L94 248H95V251H90V249H92V245H96V241L97 240H95L94 241V243H92V245H90L91 243H89V241L88 240H86L87 239V236L88 235H85V237H84V235H81V234H83V230H81V229H79ZM24 231H25V229H24ZM39 231V230H38ZM40 232V231H39ZM80 233V234H78L77 235V233ZM22 233H27V232H22ZM41 233V232H40ZM40 233H36L37 234V239H38V237L39 236H43V235H40ZM28 234H27V236H28ZM31 234V233H30ZM73 234V235H72ZM95 234L97 235L96 237H95ZM32 235V236H33ZM72 235V236H71ZM75 235V236H74ZM78 237H77V236ZM24 236H26V235H24ZM26 236V237H27ZM74 236V237H73ZM84 238V239H82V237ZM22 237H23V235H22ZM22 237H20V239L19 240H21V238ZM28 237H30V236H28ZM41 238V237H40ZM39 238V239H40ZM43 238V240H45L44 239V236L42 237ZM73 238V239H72ZM86 238V239H85ZM88 238H89V236H88ZM14 239H16V237L14 238ZM23 239V238H22ZM33 239V237L31 238V240ZM37 239H33V240H36L35 241V243H34V241H33V245L31 246V247H33V249L34 250H32V248H30L31 250H29V243H28V241L27 240H29V238H27V240H26V238L24 237V239H23V242L25 243V240H26V243H27V245H26V243L24 244H22V240L20 241L21 242V244L22 245H20V243L18 242L19 240H15L17 243L16 244H19L21 247L22 246H24V245H26V246H29L28 248H27V250H26V248L25 247H22V252H19L20 250H21V247L19 246V245H14V243L12 244L13 246L12 247H14V249L15 248H17L18 247V249H19V251H18V249H17V251H16V249L15 250H13V255L12 254H9L8 252H9V250L12 248V247H10V246H8V244H9V242L10 243H12V240L11 241H8V242H5V243H7L6 245L7 246H5L4 244L5 243H3V246L1 245L2 243L0 242V245L4 248V251H5V248L7 249V251H5L6 252V254H8L9 255V257H11V255H12V257L14 258V259H12L11 258V261H12V263L11 264H17L16 263V257L17 256H14L15 254L16 255H18L19 257V259L22 261L21 262V264H23L25 261H26V259H27V262H25L24 264H33V262L35 263V260H36V257H37V255H38V252L39 251H41L42 249H43V247L45 246V247H47V248H45V249H47L48 250V253H49V247H48V245L46 244V243H44V244H42L43 246L42 247H40L39 246V244H38V241L40 242V243H42L41 242V240L42 239H40V240H38L37 241ZM66 239V238H65ZM80 239H82V240H80ZM30 240V241H31ZM42 240V241H43ZM64 239L62 238L60 241V243H63V244H65V242H67V240H65V242L63 241ZM81 242H80V241ZM85 240H86V242H85ZM29 241V242H30ZM63 241V242H62ZM78 241V242H77ZM32 242V241H31ZM37 242V243H36ZM43 242H45V241H43ZM68 244H69V242H67ZM127 243V242H126ZM126 243L124 242V244L123 245H126ZM36 244V245H35ZM38 244V245H37ZM31 245V244H30ZM34 245L35 246H39V248H40V250H39V248H37L38 250H36L35 248H34ZM41 245V244H40ZM71 245V244H70ZM73 245H71V247H73ZM100 245V246H99ZM109 245H111V246H109ZM114 245V246H113ZM0 246V251L2 252V253H4V255H5V252L2 250V247ZM17 246V247H16ZM64 245H62V247H63ZM66 246V245H65ZM69 246V245H68ZM89 246L91 247V248H89ZM103 246H105V247H103ZM10 247V248H9ZM70 247V246H69ZM97 247H99L100 249L102 248L103 250H100V249H98ZM108 249H107V248ZM24 248V249H23ZM68 248V247H67ZM80 248V249H79ZM87 248H88V252H86V251H84L85 249L87 250ZM111 248H112V250H116V251H113V252H110V251H112L111 250ZM51 249V248H50ZM63 249H65L66 251H64V253L65 254H67V249L66 248H63ZM73 251H72V250ZM71 249H69V250H71V251H68V252H70V253H68L67 254V256H69V263L71 262V261H74L73 259H75L76 261H74V263L75 264H83V261L81 260L82 258H84L85 256H84V254H83V256H82V258H81V255L79 256L81 259H80V261L78 262L77 260H79V258H77L78 256L76 255V254H78V252L76 253V251L73 249V248H71ZM79 249V250H78ZM26 250V251H25ZM46 250V251H47ZM98 250V251H97ZM118 250H119V252H118ZM128 250V251H127ZM170 252H169V251ZM178 250V249H177ZM175 251L174 252V249H166L164 252H163V250H158V251H155V250H149V251H151L152 253H150V255H148V257H150L151 259H152V257H153V260H151L150 262H148L149 264H158L157 262L159 261V259H160V262H159V264H166L167 262V264H175V262H176V264H194V263H196V264H213V263H209V262H204L205 260H206V258H210L211 257V255H212V252H209V251H207L206 249H203V250H198V249H192L191 251H190V249H181V250H183V251H181L182 253H180V252H178V251H180V250H178V251ZM189 250V251H188ZM193 250H194V252H195V254H193L194 256H192L191 257V255H192V253H194L193 252ZM11 251H12V249H11ZM16 251V252H15ZM30 251H31V254L32 253H35V254H33L32 255V259H30L31 257H30V255H28V253H30ZM33 251V252H32ZM36 251V252H35ZM43 251V250H42ZM41 251V252H42ZM75 251V252H74ZM104 251H106V252H104ZM145 251H147L148 252V249L147 250H145ZM153 251H154V253H153ZM161 251V252H160ZM15 252V253H14ZM26 252V253H25ZM83 252V253H82ZM100 254H99V253ZM101 252H104V254L103 253H101ZM117 254H116V253ZM121 252V253H120ZM124 252H125V254H124ZM133 252H137L136 250L135 251H133ZM140 252L142 253V252H144V251H141L140 250ZM183 252H184V254H183ZM202 252V253H201ZM205 252V253H204ZM2 253H0V255L2 256L3 254ZM20 253V254H19ZM37 253V254H36ZM42 253H44V251L42 252ZM42 253H41V255H42ZM64 253L62 254V255H64ZM97 253L99 254V255H97ZM111 253H113V254H116V255H114L115 256V258H114V256H112L111 257V255H113V254H111ZM134 253V254H135ZM156 253H158V254H156ZM164 255H163V254ZM171 253V254H170ZM175 253V254H174ZM180 255H179V254ZM199 253H201V254H199ZM213 253H214V251H213ZM27 254V255H26ZM40 254V253H39ZM47 254V253H46ZM73 257V259H72V257L70 256V255ZM106 254V255H105ZM130 254V255H129ZM137 254H140L139 253V251L137 252ZM153 254H155L156 256L158 255V257H156L155 255H153ZM161 254H162V256H161ZM256 257H258V258H256L255 257V255L253 254V253H241L240 255H238V254H236V253H234V254H232V255H230V256H227L222 262H218V263H216V262H214L215 264H264V258H263V256H264V253L262 252L261 253V251H258V252H256ZM2 256V257H5V256ZM26 255V257H28V258H24L23 256H25ZM35 255H36V257H35ZM91 255V256H92ZM100 255H102V256H104V259L106 260H103L102 261V257H100ZM117 255H119V257L117 256ZM146 255V254H145ZM144 255V256H145ZM172 255H175V256H172ZM178 257H180V258H178L177 259V256ZM186 255V256H185ZM189 255V256H188ZM199 255V256H198ZM200 255H201V257H200ZM202 255H204V256H202ZM235 255L237 256L236 258H235ZM244 255V256H243ZM7 256V255H6ZM21 256V257H20ZM40 256V255H39ZM97 256H99V257H97ZM240 256V257H239ZM249 256H250V258H249ZM1 257V258H2ZM22 257H23V259H22ZM96 257V258H95ZM108 257V258H107ZM117 257V258H116ZM147 257V258H148ZM164 257V258H163ZM168 257V258H167ZM176 257V258H175ZM187 257H189V258H187ZM191 257V258H190ZM194 257V258H193ZM198 257H200V259L198 258ZM228 257H230V259L233 257V259H227ZM65 258H68V257H65ZM162 258V259H161ZM168 260H167V259ZM183 258V259H182ZM3 259V258H2ZM2 259H1V263H2ZM10 259V258H9ZM9 259H8V256H7V263L8 264H10L8 261H9ZM24 259H25V261H24ZM90 259V261L88 262V260ZM97 259H99L98 261H97ZM109 259V260H108ZM174 259V261L172 262V260ZM179 259H181V260H179ZM188 259V260H187ZM194 259H196V260H194ZM202 259V260H201ZM203 259H205V260H203ZM240 259V260H239ZM19 260V261H20ZM28 260H29V262H28ZM68 260V259H67ZM66 260V261H67ZM71 260V261H70ZM185 260H186V263H184L185 262ZM229 260V263L227 262ZM234 260V261H233ZM235 260H236V262H235ZM238 260V261H237ZM10 261V262H11ZM65 261V262H66ZM81 261H82V263H81ZM96 261V262H95ZM114 261V262H113ZM156 262V263H153V262ZM182 261V262H181ZM255 261H256V263H255ZM77 262V263H76ZM87 262V263H86ZM103 262V263H102ZM146 262V261H145ZM144 263V264H148V263ZM163 262H165V263H163ZM200 262H202V263H200ZM231 262V263H230ZM3 263H4V260H3ZM6 263V262H5ZM4 263V264H5ZM6 263V264H7ZM20 263V262H19ZM67 263H68V261H67ZM72 264H73V262H71ZM70 263V264H71Z\"/></svg>",
    "mask_w": 264,
    "mask_h": 264
}]
</instances>
